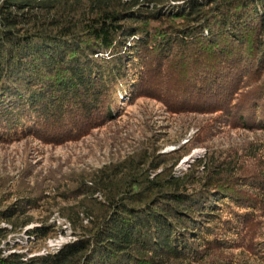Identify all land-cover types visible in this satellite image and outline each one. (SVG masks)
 Masks as SVG:
<instances>
[{"label":"trees","instance_id":"obj_1","mask_svg":"<svg viewBox=\"0 0 264 264\" xmlns=\"http://www.w3.org/2000/svg\"><path fill=\"white\" fill-rule=\"evenodd\" d=\"M139 96L264 128V0H0V143L76 141ZM214 155L199 174L150 176L144 151L95 169L58 193L75 240L0 246V264H264V143ZM37 199L0 201V222L30 224Z\"/></svg>","mask_w":264,"mask_h":264},{"label":"rangeland","instance_id":"obj_2","mask_svg":"<svg viewBox=\"0 0 264 264\" xmlns=\"http://www.w3.org/2000/svg\"><path fill=\"white\" fill-rule=\"evenodd\" d=\"M120 104L117 119L76 141L43 143L23 135L0 143V201L9 204L24 193L38 197V208L21 216L30 214L33 219L30 224L14 231L9 222H0V227L9 231L0 244L4 254L15 252L28 258L55 252L74 241L69 222L58 211L62 204L58 193L79 180L87 182V175L106 164L129 156L135 162L136 155L144 151L151 161L146 165L148 174L154 176L165 165L172 166L174 161L170 157L173 154L188 150L172 166L173 174L179 176L193 169L199 174L202 167H197V161L209 157L212 152L214 156H222L242 152L249 142L264 143L263 127L234 126L223 110L174 113L162 102L144 96ZM197 137L200 139H195ZM152 162L154 166L158 163L157 168ZM96 197L99 198L98 193L94 194ZM42 223L48 227L45 236L36 239L28 234L29 229ZM263 223L256 234L262 233ZM248 263L253 264L251 260Z\"/></svg>","mask_w":264,"mask_h":264}]
</instances>
